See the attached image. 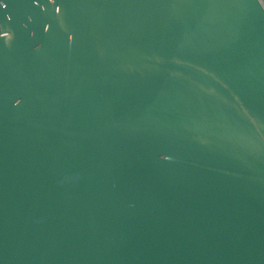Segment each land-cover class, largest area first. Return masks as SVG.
Returning a JSON list of instances; mask_svg holds the SVG:
<instances>
[{
  "label": "water",
  "instance_id": "95a60500",
  "mask_svg": "<svg viewBox=\"0 0 264 264\" xmlns=\"http://www.w3.org/2000/svg\"><path fill=\"white\" fill-rule=\"evenodd\" d=\"M0 264H264V0H0Z\"/></svg>",
  "mask_w": 264,
  "mask_h": 264
}]
</instances>
